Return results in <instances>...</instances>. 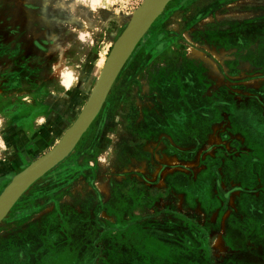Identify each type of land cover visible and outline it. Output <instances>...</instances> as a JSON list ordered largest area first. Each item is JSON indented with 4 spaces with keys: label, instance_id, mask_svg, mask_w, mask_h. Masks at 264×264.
<instances>
[{
    "label": "rangeland",
    "instance_id": "1",
    "mask_svg": "<svg viewBox=\"0 0 264 264\" xmlns=\"http://www.w3.org/2000/svg\"><path fill=\"white\" fill-rule=\"evenodd\" d=\"M143 1L0 0V197L73 123ZM263 141L264 0H164L0 220V264H212L229 218L264 211Z\"/></svg>",
    "mask_w": 264,
    "mask_h": 264
},
{
    "label": "water",
    "instance_id": "2",
    "mask_svg": "<svg viewBox=\"0 0 264 264\" xmlns=\"http://www.w3.org/2000/svg\"><path fill=\"white\" fill-rule=\"evenodd\" d=\"M163 1L144 0L141 6L131 16L127 22L126 29L101 69L91 94L73 123L45 155L34 160L4 190L0 197V220L5 216L26 187L68 154L98 112L117 72Z\"/></svg>",
    "mask_w": 264,
    "mask_h": 264
},
{
    "label": "crops",
    "instance_id": "3",
    "mask_svg": "<svg viewBox=\"0 0 264 264\" xmlns=\"http://www.w3.org/2000/svg\"><path fill=\"white\" fill-rule=\"evenodd\" d=\"M262 205L256 207L259 212L264 208V200ZM246 221L247 226L244 229L242 222L239 224L234 216L233 220L229 218L224 227V235H219L212 245L216 251L209 253V256L211 254L216 257L212 264H264V211L247 218ZM203 254L205 257L208 255L206 252ZM241 256L251 262L237 263L236 259ZM193 264L202 263L193 261Z\"/></svg>",
    "mask_w": 264,
    "mask_h": 264
},
{
    "label": "clouds",
    "instance_id": "4",
    "mask_svg": "<svg viewBox=\"0 0 264 264\" xmlns=\"http://www.w3.org/2000/svg\"><path fill=\"white\" fill-rule=\"evenodd\" d=\"M43 117L41 118V123L43 122ZM8 146L5 143L4 139L2 137H0V150H4L6 149Z\"/></svg>",
    "mask_w": 264,
    "mask_h": 264
},
{
    "label": "flooded vegetation",
    "instance_id": "5",
    "mask_svg": "<svg viewBox=\"0 0 264 264\" xmlns=\"http://www.w3.org/2000/svg\"><path fill=\"white\" fill-rule=\"evenodd\" d=\"M245 111H248V113H251L252 111H258L260 112L259 108H256L255 106H248L246 109H244ZM258 120H260L259 118H257ZM264 143V141L262 142Z\"/></svg>",
    "mask_w": 264,
    "mask_h": 264
},
{
    "label": "bare ground",
    "instance_id": "6",
    "mask_svg": "<svg viewBox=\"0 0 264 264\" xmlns=\"http://www.w3.org/2000/svg\"><path fill=\"white\" fill-rule=\"evenodd\" d=\"M70 77L74 78L75 77V73H73Z\"/></svg>",
    "mask_w": 264,
    "mask_h": 264
}]
</instances>
